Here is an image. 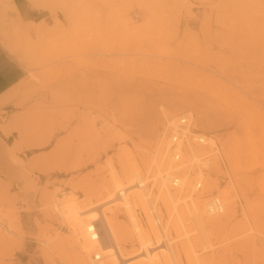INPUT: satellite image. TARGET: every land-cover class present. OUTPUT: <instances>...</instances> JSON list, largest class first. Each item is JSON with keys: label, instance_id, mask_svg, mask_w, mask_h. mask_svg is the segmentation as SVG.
Here are the masks:
<instances>
[{"label": "rangeland", "instance_id": "obj_1", "mask_svg": "<svg viewBox=\"0 0 264 264\" xmlns=\"http://www.w3.org/2000/svg\"><path fill=\"white\" fill-rule=\"evenodd\" d=\"M0 47L23 70L0 99V264H46L45 254L52 264L80 254L86 264L94 250L119 251L126 261L139 253L135 238L114 247L99 231V245L91 243L77 227L82 219L68 221L60 203L71 199L91 211L83 220L100 205L132 233L121 205L114 213L105 203L107 183L121 176L126 154L146 174L142 163L154 143L137 136L152 116L160 141L161 107L180 101L175 116L190 112L193 129L216 143L203 171L215 186L196 196L205 203L215 193L227 204L219 216L199 208L205 251L186 221L200 263L264 264V0H0ZM196 108L208 126L197 123ZM152 185L150 200L165 225ZM244 212L258 214L260 234L240 237L248 229ZM173 245L187 264L184 246Z\"/></svg>", "mask_w": 264, "mask_h": 264}, {"label": "bare ground", "instance_id": "obj_2", "mask_svg": "<svg viewBox=\"0 0 264 264\" xmlns=\"http://www.w3.org/2000/svg\"><path fill=\"white\" fill-rule=\"evenodd\" d=\"M29 4L36 10H49V7H46L45 5H40L31 2ZM14 11H16V9ZM16 14L18 17L19 15L17 11ZM40 25H44V23H40L38 25L37 30L40 28ZM17 29L16 31H18ZM47 31L48 29L45 32ZM17 33L20 35L22 34V36H24V34H28V31L19 30ZM180 102H172L168 104L167 110L161 107V111L164 118V125L162 129V134L159 137L160 141L155 142V139H153L154 129L156 128L155 121L153 120L152 116H150V119L147 117L148 122L147 124H145L146 129L144 128V131L147 135H145V133L143 135L142 133H140V135L137 136L139 137V141H141L144 145L145 143H150L151 141H153L154 143V151L152 157L150 158L149 162L144 161V163H142L147 168L146 174L142 176L140 173V165H137V162L134 161L133 158L127 159V154L125 155V151H123L121 153V158H118V160L122 162V159L125 155L124 162L121 163V173H119L125 179V183L121 182L123 179L120 178L121 176L119 177L118 175H116V173L112 176V184L108 185L107 183L108 188L105 187L109 191L105 203H107V205L116 206V208L114 209V213H116L117 209L121 205L125 213L126 219L131 225L132 233H130L128 227L124 225V223L117 222L114 217L111 219H107L99 210L101 208L100 205H97L95 208H92L94 211H97L95 218H92V220H83L86 214L90 213L91 211L86 213L84 209L82 210L81 207L71 199L64 200L62 203H60L61 200L59 201V203L61 204L60 213L64 218H67L68 221L82 219L79 223H77V227L83 229L84 231H86L87 227L90 224L95 223L99 231H101L102 234L104 233V237H106V240L114 247H116L117 242L125 244L131 243L132 246V241H134L135 238V244H137L139 248V253H131L130 255H128V257L125 258L126 261H124V259H122V257L119 255V251H114L111 254L104 255L102 250H97L101 252L103 254V257L107 260L106 263L104 261L101 264H126L127 262H130L132 264H180V259L178 258L176 252L172 247L174 243L179 242H181V244L184 246V255L186 258V263L201 264L197 256L198 254L194 249V245L190 240L192 232H190L191 230L188 231L186 229V221L188 222V220L191 221L195 228L198 229V237L200 238L204 246L203 250L205 251L208 246H210L208 245V234L205 230L207 226L202 222L199 210L200 206H202L204 202L202 203L203 200H200V197L196 196L197 193L194 181L190 180L189 172H191L192 167L194 165L199 164L198 161L201 155L208 156L209 165L210 156L215 154V147H213L214 151H212L209 148H202L196 145H192V143L188 139V134L190 132L185 129V131H183V137L186 136L187 138L185 141H181L180 143H178L175 149L176 152L181 155L182 161H180L179 163L174 162V158L170 154L171 143L170 138L168 136V130L171 131L176 128L179 121L178 117L182 114L191 121L192 127L194 120L193 115L190 112L183 113L182 111L179 116H175V114L180 111L184 105H182V102ZM196 109L198 111L197 123L201 126H208V119L204 117L205 114L203 115L202 109ZM142 131L143 130H141L140 132ZM131 132H126L128 138H131ZM145 136L147 137V139L151 137L152 140H150V142H148L147 140H143L144 138H146ZM205 136L204 139L208 143V145L216 144L213 140L214 138L207 135ZM227 151L229 155V149ZM205 175L206 174L201 171L196 174V183L203 182V188L201 190L202 192L200 193H207L210 188L215 186V181L210 180ZM175 180L179 182L178 188L174 189V191H176L177 193L171 192L170 188L168 187V184H173ZM149 181L153 183L152 187L156 186V196L154 195V197H156V199L158 198L161 200L166 210L165 225L160 220L158 213L155 212L156 207L150 200V195L152 194L149 193L150 191L147 190L146 187V184ZM226 205L227 204H224V209L227 210ZM54 206L58 207L57 204H54ZM205 207L206 202L204 203L203 209H205ZM57 211L59 212V210ZM207 211L208 210L206 209L202 210V213L205 212L207 213V216H213L208 214L209 211ZM251 217L244 212V220L247 223L248 229L239 232L238 234L240 235V237L249 235L251 233L260 234L259 230L255 228L257 224L254 225V222L258 223V214L256 212H252ZM169 229L172 232L174 238L173 241L169 238ZM86 235L88 238L89 236L87 231ZM99 242L100 232L99 241L97 243L98 245ZM160 249H164V252H159ZM43 257L46 264L53 263L52 260L49 259L46 254ZM70 264H84V261L81 255L78 254L73 257Z\"/></svg>", "mask_w": 264, "mask_h": 264}, {"label": "built area", "instance_id": "obj_3", "mask_svg": "<svg viewBox=\"0 0 264 264\" xmlns=\"http://www.w3.org/2000/svg\"><path fill=\"white\" fill-rule=\"evenodd\" d=\"M178 119H179V121H178L176 128H174L171 131L168 130V136L170 138V143H171L170 144V154L174 158L175 163H179L180 161H182L181 155H179L175 149H176V146L178 145V143L186 140L187 137L186 136L183 137V131H185V129H187L190 132L188 134V139L190 140L192 145H196V146H199L202 148H209L208 143L204 139L206 136L203 135L202 132H200L196 129H193L192 123L187 117H185L182 114L178 117ZM212 151H214V150L212 149ZM216 152L217 151H215V153ZM198 163L199 164L194 165L192 167L191 172H189V175H190L189 178L191 181H194L196 192H200L203 188V182L196 183V181H197V180H195L196 174L199 171L203 172L206 170V167L208 165V156L207 155H201ZM178 183L179 182L177 180H175L174 183L171 184V187L174 189H177L178 185H179ZM205 209L209 211V212L208 211L207 212L210 215H213V216L214 215H221L224 211V204H223L222 199L217 194L213 193L212 195L207 197ZM86 231L88 233V236H89L88 238H89L90 242L98 243V241H99V229L97 228L95 223L90 224L87 227ZM103 262H104V257L102 255V253L97 251V250H94L90 254L89 259L86 262V264H101Z\"/></svg>", "mask_w": 264, "mask_h": 264}, {"label": "crops", "instance_id": "obj_4", "mask_svg": "<svg viewBox=\"0 0 264 264\" xmlns=\"http://www.w3.org/2000/svg\"><path fill=\"white\" fill-rule=\"evenodd\" d=\"M22 79V68L0 47V99Z\"/></svg>", "mask_w": 264, "mask_h": 264}]
</instances>
